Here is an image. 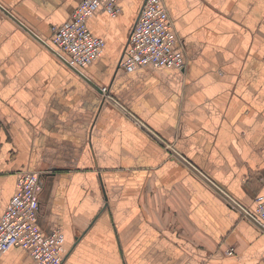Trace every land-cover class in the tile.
Instances as JSON below:
<instances>
[{
  "label": "crops",
  "instance_id": "obj_1",
  "mask_svg": "<svg viewBox=\"0 0 264 264\" xmlns=\"http://www.w3.org/2000/svg\"><path fill=\"white\" fill-rule=\"evenodd\" d=\"M81 1L0 0V222L19 171L38 170L37 222L64 234L63 264H264V230L172 152L255 213L264 0H164L186 67L130 71L145 0H118L119 14L88 17L105 48L79 72L44 41ZM0 264L38 263L13 246Z\"/></svg>",
  "mask_w": 264,
  "mask_h": 264
},
{
  "label": "built area",
  "instance_id": "obj_2",
  "mask_svg": "<svg viewBox=\"0 0 264 264\" xmlns=\"http://www.w3.org/2000/svg\"><path fill=\"white\" fill-rule=\"evenodd\" d=\"M98 8H104L111 15L121 12L118 0H82L71 19L54 26L51 39L44 41L59 59L78 71L97 60L105 48V40L94 35L87 23ZM176 41L175 25L164 0H145L120 67L128 71L147 65L184 70L186 59L181 51L174 49ZM101 90L105 97H110L108 86ZM41 188V171H19L17 190L0 222V254L13 246H21L38 264H63L64 234L57 230L46 234L37 222ZM256 202L252 213L264 225V196H258ZM227 253H234V248L227 249Z\"/></svg>",
  "mask_w": 264,
  "mask_h": 264
},
{
  "label": "water",
  "instance_id": "obj_3",
  "mask_svg": "<svg viewBox=\"0 0 264 264\" xmlns=\"http://www.w3.org/2000/svg\"><path fill=\"white\" fill-rule=\"evenodd\" d=\"M86 78L88 79V77H86ZM100 90H101V88H100ZM109 100H111L114 104H117L118 106H120L121 108H123L122 105L119 103V101L117 99H115L113 96H110L109 97ZM172 152L176 156H178L180 159H182L184 162H186L188 165H190L192 167V169H194V171H196L202 178H204L208 183H210L219 193H221L222 195H224V197L227 199V201L232 206H234L235 208H238L239 210H241L246 215V217H248L251 221H253L254 223H256L261 229L264 230V225L258 220V218L251 211H249L245 206H243L234 197H232L231 195H229L224 189H222L216 182H214L210 177H208L198 167H196L195 165H193L181 153L177 152L175 149H172Z\"/></svg>",
  "mask_w": 264,
  "mask_h": 264
}]
</instances>
